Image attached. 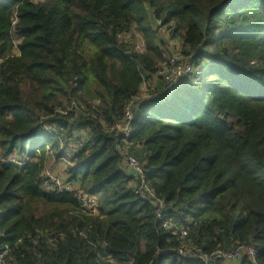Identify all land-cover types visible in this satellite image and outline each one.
<instances>
[{
  "label": "trees",
  "instance_id": "trees-1",
  "mask_svg": "<svg viewBox=\"0 0 264 264\" xmlns=\"http://www.w3.org/2000/svg\"><path fill=\"white\" fill-rule=\"evenodd\" d=\"M132 28L145 38L144 53L121 40ZM161 29L179 39L196 74L165 101L141 106L132 151H145V179L164 215L189 225L192 246L212 253L253 244L264 264V0H0V253L10 249L7 261L204 264L178 253L181 241L135 194L116 134L103 125L122 119L166 60ZM73 100L96 103L95 117L64 115ZM43 123L65 131L62 147ZM73 132L83 144L64 174L99 197L96 216L83 214L72 193L42 187V172L71 149ZM238 264H252L245 251Z\"/></svg>",
  "mask_w": 264,
  "mask_h": 264
},
{
  "label": "built area",
  "instance_id": "built-area-1",
  "mask_svg": "<svg viewBox=\"0 0 264 264\" xmlns=\"http://www.w3.org/2000/svg\"><path fill=\"white\" fill-rule=\"evenodd\" d=\"M16 20V19H15ZM121 40L128 43L133 51L137 53H144L146 48V41L142 33L136 28H132L127 32L122 33ZM196 74V68L193 63L192 56H187L183 53V45L180 42V48L175 47L173 52L166 57V60L160 63L152 74V77L144 79L141 85L140 91L131 98V100L125 105L123 110L122 119L114 126H109L105 122L103 125L110 132L115 133V139L119 148L122 167L125 172L133 179L132 186L135 194L141 199L148 201L156 217L161 222V226L166 230L176 235L181 241V247L178 253L187 259H199L204 264H214L217 260L221 259L222 264H238L242 251L248 255L252 264L257 263L256 249L253 244L246 246H239L233 250L218 249L212 253H207L200 246H192L187 243L189 237V225H180L172 218H168L164 215L165 205L161 197L154 191L145 179L144 169L138 157L132 153L133 145L129 142V138L132 133V123L135 120L140 108L143 104H157L165 101L180 85L185 84L186 81L192 79ZM157 81L162 83L160 88ZM98 106L94 102L81 103L73 100L71 104L63 111L64 115L71 112L76 113V116L83 115L85 117L95 114L92 112ZM42 128L48 134L54 135L63 146V137L65 131L62 128H57L55 125L42 124ZM83 136L79 132H73L72 142L70 150H63L61 156L57 159L62 168L65 169L72 163L74 153H77L83 144ZM42 187L47 192L55 193H72L78 200L80 211L88 216H96L99 213V197L95 194H90L80 188V186L73 181L66 178L65 174L56 173L49 167H46L41 174ZM84 235V234H82ZM40 236L36 238L35 244L39 242ZM49 243L54 241L50 236L47 237ZM10 253V249H6L0 253V264H12L6 257ZM212 263H209L211 262ZM95 264H117L110 256H104L100 258ZM127 264H134L130 261Z\"/></svg>",
  "mask_w": 264,
  "mask_h": 264
},
{
  "label": "rangeland",
  "instance_id": "rangeland-1",
  "mask_svg": "<svg viewBox=\"0 0 264 264\" xmlns=\"http://www.w3.org/2000/svg\"><path fill=\"white\" fill-rule=\"evenodd\" d=\"M34 2H40V1H44V0H33ZM164 31H159V42H160V44H161V46H162V50L164 51V52H166V57L168 56V54H170V51L171 52H173L174 50H175V47H176V45H169V47H168V45H164V44H162L161 42L162 41H164V40H167V41H172L171 40V37H170V33L168 32V31H165V29H163ZM179 45H177V47H178ZM179 48V47H178ZM167 49H168V52H167ZM15 53H18V50L17 49H15ZM91 96H93V94H91L90 95V93H85V97H86V99H90L91 98ZM55 161H57V159H55V158H53ZM138 159L140 160V163L142 164V165H144V160L146 159V157H145V154H142L141 155V153H140V155L138 154ZM192 242L194 243L195 241H194V238L192 237L191 239H189V240H187V243H191L192 244ZM196 243V242H195ZM200 245H202V246H206L207 245V241H204V242H202V243H200Z\"/></svg>",
  "mask_w": 264,
  "mask_h": 264
},
{
  "label": "crops",
  "instance_id": "crops-1",
  "mask_svg": "<svg viewBox=\"0 0 264 264\" xmlns=\"http://www.w3.org/2000/svg\"><path fill=\"white\" fill-rule=\"evenodd\" d=\"M161 31H164V30L161 29ZM171 40L172 41H170V42L167 41V40H164L166 42V44L168 45V47H169V45H176V47H177V45H179L178 47L180 48V41H179V39H171ZM157 84L159 85L160 88L162 87V83L160 81H157ZM132 152L137 157H138V154L140 155V153H141V155L142 154H145V151L142 150L140 147L134 148ZM48 163H49L48 167L51 170H53L56 173H59L60 172V173L64 174L65 169L62 168L61 164L58 163V161H55L53 158H51Z\"/></svg>",
  "mask_w": 264,
  "mask_h": 264
},
{
  "label": "water",
  "instance_id": "water-1",
  "mask_svg": "<svg viewBox=\"0 0 264 264\" xmlns=\"http://www.w3.org/2000/svg\"><path fill=\"white\" fill-rule=\"evenodd\" d=\"M209 263H212V261H211V262H209Z\"/></svg>",
  "mask_w": 264,
  "mask_h": 264
}]
</instances>
